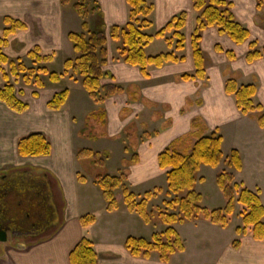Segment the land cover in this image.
Returning <instances> with one entry per match:
<instances>
[{
	"label": "crops",
	"instance_id": "crops-1",
	"mask_svg": "<svg viewBox=\"0 0 264 264\" xmlns=\"http://www.w3.org/2000/svg\"><path fill=\"white\" fill-rule=\"evenodd\" d=\"M146 1L153 6L151 28L154 25L155 29L152 34L162 29L174 16L182 12L188 14L183 29V50L176 53L184 61L165 64L160 69L149 67L147 78L141 75L138 68L115 61L116 53L114 43L109 39V29L124 27L127 23L125 0H86L85 16H80L74 9L79 0H68L66 3L62 0H0V33L7 28L4 23L6 18L25 26L9 38L3 51L12 61H23L29 51L38 47L42 55H53V60L47 65L61 61L62 73L64 62L76 56L68 34H84L88 38L99 31L106 39L102 47L104 55L99 56L97 52L98 69L102 74L99 93L103 101L98 103L91 99L80 80L69 72L59 83H53L59 85L65 81L69 84L66 88L69 92L67 101L58 111L47 110L46 104L61 90H48L44 81L43 88L34 89L36 97L24 98L22 93L19 96L28 105L24 113H13L0 103V172H8L5 178L2 173L0 175L3 179L16 175L23 184L17 187L22 194H13L15 207L10 215L16 216L17 207L27 200L29 194L23 192H28L24 183L29 182L28 176L33 173L42 179L39 182L45 187V204L54 213L47 215L48 220L61 216L55 227L41 234L32 235V232L19 228L5 230L15 240H10V245L0 242L4 246L0 248V264H70L69 255L82 237L93 243L97 264H264V243L253 240L250 235L236 234L235 240L241 242L237 249L231 247L234 240L210 245L203 241L206 246L197 245L194 255L188 257L183 234L186 236L199 226H207L209 233L213 232L211 224L204 221L180 225L183 229L179 228L177 233L184 242V251L171 256L168 263H161L156 254L146 260L131 257L124 248L125 240L128 237L143 238V233L146 235L144 239L150 240L152 229L148 232V225L143 223L145 227L141 225L138 230L139 223H135L134 230L126 228L125 236H122L119 214L132 221L134 213L120 207L113 212L106 211V202L94 181L96 176H87L82 170L83 158L88 156L83 157L82 151L104 157L108 155V159L113 161L109 173L125 168L123 173L129 188L133 192H147L155 184L166 185V170H161L157 162L163 150L170 148L179 154H188L200 137L216 132L222 141V161H226L231 151H236L241 159V171L228 168L236 184L258 192L264 207L263 190L257 186H244L245 181L248 183L253 177V173L245 169L248 164L258 169L256 181L264 182V170H259L264 168V128L257 124L259 113L254 111L242 115L233 97L226 95L224 90L226 81L231 79L237 87L253 84L256 87L253 101L264 110V58L251 64L245 60L250 42L257 43L260 49L264 48V6L257 10L256 0H225L231 3L236 22L248 30V42L236 45L215 28L204 30L200 49L205 78L183 81L182 75H191L195 71L191 35L198 13L192 9V0ZM156 40L162 42L161 47H155L150 54L173 50L168 48L165 39L160 38L147 45L144 49L146 54ZM228 52L234 55L232 60L228 59ZM90 119L95 121L91 128L88 126ZM32 133L46 136L51 148L48 156H18L17 141ZM202 167L205 166H201L200 170ZM219 167L212 175L214 182L221 171ZM78 176L84 180L79 181ZM23 178L24 182L21 181ZM52 184L59 191L61 208L58 207ZM221 196L218 191V202ZM15 201L19 204L15 205ZM223 205L225 201L221 204L222 208L214 209H223ZM203 206L207 208L204 199ZM93 214L97 218L95 223L82 228L80 218ZM202 230L204 233V228Z\"/></svg>",
	"mask_w": 264,
	"mask_h": 264
},
{
	"label": "trees",
	"instance_id": "trees-1",
	"mask_svg": "<svg viewBox=\"0 0 264 264\" xmlns=\"http://www.w3.org/2000/svg\"><path fill=\"white\" fill-rule=\"evenodd\" d=\"M67 1L62 0L63 3ZM125 1L128 8L127 23L124 27L109 29V39L114 43L116 53L115 61L138 68L145 78L148 77L149 67L160 69L165 64H177L184 61V58L177 56L176 53L183 50L185 41L183 29L187 24L188 14L182 12L174 16L158 32L148 35L146 31L152 26V4L146 0ZM256 1V9L261 10L264 0ZM231 8V3L225 0H192V9L198 13L191 35L195 71L191 75H182L181 80H204L205 78L203 55L200 49L201 33L204 30L215 28L220 35L227 36L236 45L248 42L249 32L236 22ZM74 9L80 16H85L87 13L86 0H79L74 5ZM4 23L7 28L0 33V79L3 82L0 85V103L8 110L22 114L28 109V105L19 98L20 90L10 82L9 74L14 77L24 74V83H32L37 89H41L44 84L40 76H48L51 83H59L70 72L72 75H77L76 77L91 99L98 103L103 101V97L99 93L102 74L98 69L97 52L99 56L104 55L105 51L102 47L106 43V39L101 32L90 34L88 38L84 34H68V40L72 43L76 56L73 60H66L64 71L57 74L49 72L45 67L53 60V55H42L38 47L27 53V58L32 63L31 68H26L19 60L17 63L9 61L3 51L8 45L9 38L18 30H23L25 26L8 18L4 19ZM160 38L165 39L168 48H173V50L154 56L147 55L144 50L147 45L154 39ZM248 49L245 57L248 64L264 58V48H258L257 43L250 42ZM226 54L228 59L234 58L232 53ZM6 68H8L9 74ZM31 78H33L32 82ZM224 90L226 95L233 97L235 106L242 115L257 111L259 113L257 124L260 128H264V110L253 101L256 94V87L253 84L237 87L236 82L231 79L226 81ZM68 95L67 89L56 93L47 102V110H60L66 103ZM221 142V137L214 132L211 135L200 137L188 154H179L166 148L158 155V166L161 170H166L167 189L172 198L163 202L164 209L156 208L155 212H150L147 209V202L152 198V194L145 192L142 197H138L130 192L122 171L94 178L95 184L106 202V211L113 212L119 208L117 196L120 195L125 209L138 215L144 223L149 224L155 213L161 219V223L167 226L162 233L153 234L150 240L128 237L124 242V248L131 257L146 260L156 254L161 263H168L171 256L184 251V242L172 227L173 225L202 220L225 229L229 225L235 204L240 207L239 216L242 223L235 229L237 236L250 235L253 240L264 243V207L258 192H251L242 185L234 183L231 173L220 171L216 176V185L225 198L224 208L210 210L200 205L201 196L195 191L198 181L197 173L201 166L212 169L219 167L223 159ZM50 150V144L42 133H32L17 141L19 157H46L50 154ZM81 155L84 157L93 154L82 151ZM225 163L233 170L241 171L242 163L236 151H231ZM78 180L83 181L84 178L78 176ZM29 182L31 183V181ZM44 190L43 194L46 193ZM234 193L237 199H234ZM36 200V194H29L25 203L30 205ZM95 220L93 215H86L80 218L79 223L82 228H87L93 225ZM240 244V240L237 239L231 243V247L237 249ZM97 261L98 257L93 243L85 237L81 238L69 255L70 264H97Z\"/></svg>",
	"mask_w": 264,
	"mask_h": 264
},
{
	"label": "rangeland",
	"instance_id": "rangeland-1",
	"mask_svg": "<svg viewBox=\"0 0 264 264\" xmlns=\"http://www.w3.org/2000/svg\"><path fill=\"white\" fill-rule=\"evenodd\" d=\"M155 26L153 25L152 28L148 29L146 31V33L148 35H151L154 32ZM169 36V35H168ZM160 43H162L159 40H156V42L154 44H152L148 49H147V55H149L152 50H154L155 47H161ZM157 45V46H156ZM162 52V51H159ZM158 52V53H159ZM150 56H154L152 54H150ZM19 61H22L20 59H18ZM18 60H10L12 62L17 63ZM23 65L26 68H31L32 67V63L31 60H29L27 57L26 59H24L22 61ZM48 64V63H47ZM46 64V65H47ZM48 66V68H47ZM46 68L49 69V72H54L59 74L60 71L63 69L61 61L56 60L55 62H53L51 65H47ZM6 70L8 71V74L10 73L8 68H6ZM23 75L24 74H19L18 77H14L11 76L9 74V80L10 82L14 83V85L16 86V88L18 90H20V92L22 93L23 97H36L35 95V90L37 89L32 83L31 84H26L24 83L23 80ZM77 76V75H76ZM41 80L44 81V83H47L48 85V90H52V89H60L61 91L69 88V84L66 83L65 81L61 82L59 85H53V83H51L49 81L48 76H40ZM63 79V78H62ZM61 79V80H62ZM33 81V78H31V82ZM2 80L0 79V85H2ZM27 103H30V100L26 101ZM95 121L90 119L88 122V126H92V124ZM91 123V124H90ZM84 160L82 161L81 167L83 172L87 175V176H105L107 174H114L115 172L109 173L110 172V166L113 164L111 159H108V155L106 157L100 155V154H93L91 156H86L83 158ZM223 160V159H222ZM221 171H226L228 173L230 167H228L224 161L220 162L219 165ZM248 167V168H247ZM245 167L246 170H248V173H253V177L249 178L251 181H245L246 183H244V186H257L258 188H261L264 192V182H257V176L256 173L258 171L257 168H255V166L253 164H248V166ZM29 169H31L28 166ZM200 170V169H199ZM259 170H264V168L259 169ZM125 171V168L122 170V172ZM217 172V168L216 169H212L209 167H202L200 172L198 171L197 173V183L195 185V191L197 193L200 194L201 196V206H203V199L206 201V207L208 209H214V208H219L221 206L222 203H224L225 198L222 195V193L220 192V190L218 189L217 185H216V177H215V182L214 179L212 178V175L215 174ZM220 172V171H219ZM218 172V173H219ZM2 173L4 176V178L6 177V174L8 173L7 171H3L0 172ZM14 173V172H13ZM12 173V174H13ZM217 176V175H216ZM3 177H1L0 175V204L2 210L4 212H7V215H10L11 213L9 212L10 209H12L13 207V200L12 198H15L14 195L11 197H6L3 194L8 191L11 188H15V194L16 193H20L22 194V192H20L19 190H17V187H19L20 185H23L18 178L16 177V175H14V178L11 177L10 179H3ZM22 182H24V178L21 180ZM234 183H237L236 180H234ZM24 189H27V191H23L27 194H36L37 200L35 202H31L30 205H28V203H24L22 202V204L17 207V211L18 214L12 217H9L7 215H3L6 217V219H8V217L10 219H14V221L10 224L9 228L11 229H21V230H26L28 232H32V235H36V234H41L44 233L47 229L51 228L52 226H56L60 221H61V216L55 217L53 216L52 218L50 217V220H48L49 216L52 213V210H49L48 206H46L44 198L45 196L43 195V190L45 189L44 186H42L39 183H35L34 181L30 182H25L24 183ZM238 185H241L238 183ZM52 186V191L56 194L57 199H58V207L61 208L62 204L60 202V198L59 196V191L58 189H56L54 187V184L51 185ZM9 188V189H8ZM149 188V187H148ZM2 190H4L5 192H3ZM152 194V198L147 202V209L150 212H155L156 208L159 209H164L163 207V202L164 201H169L172 197L169 194V191L167 189V183L164 187L161 186V184H155V187H153L152 189H148ZM130 192H133L131 188H129ZM218 191L221 193V199L218 202L217 198H216V193H218ZM135 192V193H134ZM133 193L138 196V197H142L143 194L145 192H140L138 193L137 191H134ZM7 193V192H6ZM14 193V192H13ZM234 199H237L236 194L234 193ZM117 202L119 203V207L120 208H125L124 204L122 202V197L120 195L117 196ZM19 203H17L15 201V205H18ZM224 206V205H223ZM102 210V209H101ZM122 209H119V211H121ZM124 211V210H122ZM239 211H240V207L239 205L235 204L234 205V212L232 214V217L229 221V225L228 228L222 229L219 226H213L211 224V227L213 228V232H210V229H207V226H203L205 232L203 233V228L202 226L193 228V231H189L188 235H184L183 237L185 242H186V248H187V254L188 257H190L189 255L193 256L194 255V251L197 249V245L199 244H203L206 246L205 243H202L203 241H205L206 243H208L209 245L214 242H229L230 240H235L236 239V233H235V229L240 226L241 223V218L239 216ZM126 212V211H125ZM128 213V212H127ZM171 213V212H170ZM60 214V213H59ZM135 215V219H133L132 221H129L128 219H126L125 217H123L121 214H119V216L121 217V223H122V236L124 235V231H126L127 229H131L134 230L135 223H139V226L136 229H140L141 225H143V221L138 217V215ZM157 214H153L152 218H151V222L148 225V227L146 228L148 230V232H150V229H152L153 234L155 233H162L167 226L163 225L161 223V219L158 218V216H156ZM93 216L96 218V215L93 214ZM100 215H99V219H100ZM48 220V221H47ZM197 222H202V220L200 221H196V222H191V224H195ZM205 222V221H204ZM208 223V222H207ZM146 224V223H145ZM186 224V223H185ZM188 224V223H187ZM180 225L183 224H175L172 227L178 231V229H183L181 228ZM210 225V224H208ZM180 226V227H179ZM143 227H145L143 225ZM210 227V226H209ZM127 228V229H126ZM198 228V229H197ZM190 230V229H189ZM16 234V233H15ZM130 235L134 234V233H129ZM149 234V233H148ZM11 234L6 236V241L2 242V244L4 245L6 243V245H10L12 240H15L12 236H10ZM17 236L20 237V235L17 233ZM149 236V235H147ZM142 237L145 238L146 235L145 233L142 234ZM181 238V239H182ZM28 239V238H27ZM11 240V241H10ZM0 243V248H4V246Z\"/></svg>",
	"mask_w": 264,
	"mask_h": 264
},
{
	"label": "flooded vegetation",
	"instance_id": "flooded-vegetation-1",
	"mask_svg": "<svg viewBox=\"0 0 264 264\" xmlns=\"http://www.w3.org/2000/svg\"><path fill=\"white\" fill-rule=\"evenodd\" d=\"M28 180L29 181H34L35 183L37 182V183H39L40 184V180H42L40 177H38V175L36 176L35 174H33V173H31L29 176H28ZM9 189V188H8ZM3 192H5L4 190H2ZM7 192V193H6ZM3 195L4 196H6V197H8V196H10V195H15L16 196V194H15V188L13 187V188H11V189H9L8 191H6ZM14 192V193H13ZM0 207H1V204H0ZM10 213H12L13 211L10 209V211H9ZM6 213V214H5ZM7 215V212H4L3 210H2V208H0V230H6L7 232L8 231H11V228H9V226H10V224L14 221V219H10L9 217H12V216H10V215H7V216H9L8 217V219H6V217L4 216V218H3V215ZM13 230V229H12Z\"/></svg>",
	"mask_w": 264,
	"mask_h": 264
},
{
	"label": "water",
	"instance_id": "water-1",
	"mask_svg": "<svg viewBox=\"0 0 264 264\" xmlns=\"http://www.w3.org/2000/svg\"><path fill=\"white\" fill-rule=\"evenodd\" d=\"M6 236H7L6 231L0 230V242H5Z\"/></svg>",
	"mask_w": 264,
	"mask_h": 264
}]
</instances>
